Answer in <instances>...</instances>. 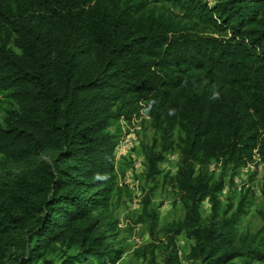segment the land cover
Instances as JSON below:
<instances>
[{"label": "trees", "instance_id": "obj_1", "mask_svg": "<svg viewBox=\"0 0 264 264\" xmlns=\"http://www.w3.org/2000/svg\"><path fill=\"white\" fill-rule=\"evenodd\" d=\"M0 93V264L118 263L94 214L116 192L120 120L140 112L144 179L178 157L163 264L182 234L188 264H264V236L237 232L248 194L218 201L227 172L264 165V0H0Z\"/></svg>", "mask_w": 264, "mask_h": 264}, {"label": "rangeland", "instance_id": "obj_2", "mask_svg": "<svg viewBox=\"0 0 264 264\" xmlns=\"http://www.w3.org/2000/svg\"><path fill=\"white\" fill-rule=\"evenodd\" d=\"M10 104V101L0 93V121L2 112ZM132 123L125 125V129L120 130L117 138V143L121 142L123 146L118 154L115 151L116 192L110 200L107 211L96 212L94 215L101 218L100 230L108 236L109 242L122 252L116 264H163L165 253L162 230L168 223L176 222L184 216L177 194L168 181L163 182L162 179V176L175 174L178 157L175 152H171L166 157L161 165L162 175L158 178L157 184L146 181L145 161L139 149L141 143L151 141L153 132L144 117ZM220 171L215 164L209 165L213 180L219 178ZM231 174L227 172L226 186L218 194L220 207L235 206L242 195L248 194L247 213L238 224L237 232L240 235L249 234L260 238L264 236V218L258 213L263 201L264 165L256 158L253 163L246 165L232 177ZM148 195L150 204L147 211L150 215L146 217L142 216V210ZM199 213L202 218L209 216L210 206L207 202L200 205ZM153 216L156 221L151 229L150 218ZM192 245L193 242L183 234L178 237L179 264H188L185 256ZM233 263L241 264L239 260Z\"/></svg>", "mask_w": 264, "mask_h": 264}, {"label": "built area", "instance_id": "obj_3", "mask_svg": "<svg viewBox=\"0 0 264 264\" xmlns=\"http://www.w3.org/2000/svg\"><path fill=\"white\" fill-rule=\"evenodd\" d=\"M143 117H144L145 120L148 121V118L144 115L143 112H140L139 116H133L130 121H126L124 119H121L120 123H119V124H121L120 130L125 129V127L127 125L133 124L132 122H135L136 120H141ZM122 125H123V128H122ZM138 129H139V127H138ZM122 146H123V144L121 142L119 144L117 143V145L115 147V151H116L117 154H118V152L122 151ZM116 155H115V169H116Z\"/></svg>", "mask_w": 264, "mask_h": 264}]
</instances>
